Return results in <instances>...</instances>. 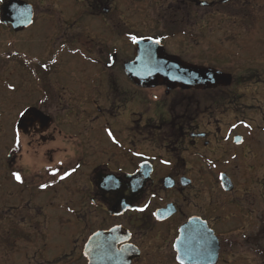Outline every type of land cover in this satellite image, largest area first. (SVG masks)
Wrapping results in <instances>:
<instances>
[{
	"label": "flooded vegetation",
	"instance_id": "flooded-vegetation-1",
	"mask_svg": "<svg viewBox=\"0 0 264 264\" xmlns=\"http://www.w3.org/2000/svg\"><path fill=\"white\" fill-rule=\"evenodd\" d=\"M11 1L0 250L89 264L102 235L124 264H178L188 226L216 264H264V49L239 58L203 38L221 6L244 0H19L34 13L22 31L2 23ZM133 36L226 81L138 84Z\"/></svg>",
	"mask_w": 264,
	"mask_h": 264
},
{
	"label": "water",
	"instance_id": "water-1",
	"mask_svg": "<svg viewBox=\"0 0 264 264\" xmlns=\"http://www.w3.org/2000/svg\"><path fill=\"white\" fill-rule=\"evenodd\" d=\"M16 12V13H14ZM34 18L31 6L20 2L11 1L3 9L4 25L12 24L15 31H22L32 25ZM129 77L138 84L155 85L159 83L181 85L188 84H209L225 82L224 75L205 69L188 67L175 58L164 54L160 43L154 40L145 39L136 42L135 60L127 66ZM183 227L175 243L176 260L178 264H216L217 258L198 235L189 233L190 228ZM95 247L88 246L84 252L89 264H124L121 258L116 256L117 252L110 243L107 244V237H94ZM103 248L97 245L104 244ZM116 254V255H115Z\"/></svg>",
	"mask_w": 264,
	"mask_h": 264
},
{
	"label": "rangeland",
	"instance_id": "rangeland-1",
	"mask_svg": "<svg viewBox=\"0 0 264 264\" xmlns=\"http://www.w3.org/2000/svg\"><path fill=\"white\" fill-rule=\"evenodd\" d=\"M33 1L40 2L39 0ZM150 13H152V11H148V14ZM220 14L223 17L217 16L212 23L207 24L204 29L203 38H207L210 41L216 39L221 44L220 50L226 53L231 52V48L236 46L239 58L246 57L247 53L254 55L258 51L264 49V0H244L242 5H238L237 8H234L232 4L221 6ZM0 29L2 32L5 31V28ZM139 30L145 31L140 28ZM32 31L33 32H30L32 36H36L38 32L37 25ZM2 32L0 31V51L6 50L7 32ZM1 63L3 62H0V74L5 71ZM6 98V88L0 82V174L4 171L3 164L6 142L10 132V124L6 123L3 117L7 110L5 105ZM3 220L4 218L0 219V231L2 235H0V249H6L5 247H8L4 244V227L1 228ZM72 254V251L62 249H50L45 251H36L35 249L0 250V264H51L60 257L63 258L64 255L72 257L68 259L67 262H64V264H70L72 262L73 264H78V252H75L73 256Z\"/></svg>",
	"mask_w": 264,
	"mask_h": 264
},
{
	"label": "snow or ice",
	"instance_id": "snow-or-ice-1",
	"mask_svg": "<svg viewBox=\"0 0 264 264\" xmlns=\"http://www.w3.org/2000/svg\"><path fill=\"white\" fill-rule=\"evenodd\" d=\"M131 39H132V41H133L134 43L138 42L137 37H135V36L131 37ZM149 39H151V37H149ZM155 42H156V43H159L160 41H159V40H156ZM21 115H24V113L22 112ZM109 135L111 136L112 134L109 132ZM17 139H18V138H17ZM13 175H14V177H15V179H16L17 181H21V176L19 175V173H13Z\"/></svg>",
	"mask_w": 264,
	"mask_h": 264
}]
</instances>
